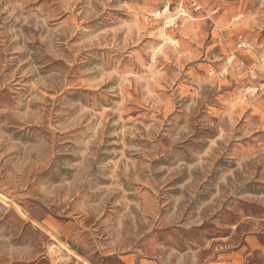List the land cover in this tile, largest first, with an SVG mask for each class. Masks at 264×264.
<instances>
[{
  "label": "rangeland",
  "instance_id": "rangeland-1",
  "mask_svg": "<svg viewBox=\"0 0 264 264\" xmlns=\"http://www.w3.org/2000/svg\"><path fill=\"white\" fill-rule=\"evenodd\" d=\"M0 264H264V0H0Z\"/></svg>",
  "mask_w": 264,
  "mask_h": 264
},
{
  "label": "built area",
  "instance_id": "built-area-1",
  "mask_svg": "<svg viewBox=\"0 0 264 264\" xmlns=\"http://www.w3.org/2000/svg\"><path fill=\"white\" fill-rule=\"evenodd\" d=\"M194 6L196 9H200V5H197V3H194ZM174 24V19L172 18L171 20H169V25H173Z\"/></svg>",
  "mask_w": 264,
  "mask_h": 264
},
{
  "label": "bare ground",
  "instance_id": "bare-ground-1",
  "mask_svg": "<svg viewBox=\"0 0 264 264\" xmlns=\"http://www.w3.org/2000/svg\"><path fill=\"white\" fill-rule=\"evenodd\" d=\"M165 10H167V9H165ZM162 37V36H161Z\"/></svg>",
  "mask_w": 264,
  "mask_h": 264
}]
</instances>
